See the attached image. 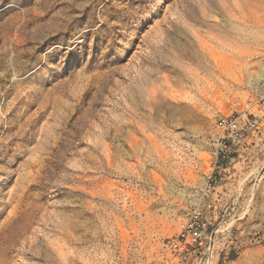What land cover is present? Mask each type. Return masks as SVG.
Returning <instances> with one entry per match:
<instances>
[{"label": "rangeland", "instance_id": "1", "mask_svg": "<svg viewBox=\"0 0 264 264\" xmlns=\"http://www.w3.org/2000/svg\"><path fill=\"white\" fill-rule=\"evenodd\" d=\"M263 99L264 0H0V264H264ZM233 113L260 130L209 180Z\"/></svg>", "mask_w": 264, "mask_h": 264}, {"label": "built area", "instance_id": "2", "mask_svg": "<svg viewBox=\"0 0 264 264\" xmlns=\"http://www.w3.org/2000/svg\"><path fill=\"white\" fill-rule=\"evenodd\" d=\"M264 105V99H263ZM261 117L255 113L223 115L215 121V160L213 175L223 170L246 145L252 134L260 130ZM207 219L201 211L189 213L179 233L163 240L164 247L175 257L192 261L211 252V237L207 232ZM203 257L200 258V263Z\"/></svg>", "mask_w": 264, "mask_h": 264}, {"label": "bare ground", "instance_id": "3", "mask_svg": "<svg viewBox=\"0 0 264 264\" xmlns=\"http://www.w3.org/2000/svg\"><path fill=\"white\" fill-rule=\"evenodd\" d=\"M208 44V43H207ZM230 46H232V45H230ZM223 47V46H222ZM225 48V47H224ZM233 48V47H232ZM235 48V47H234ZM229 49V48H228ZM228 49H226V51H228ZM224 50V49H223ZM217 53V52H216ZM210 54V53H209ZM221 54V53H220ZM229 55H231L230 53H229ZM221 56H223V55H220V56H218V57H214V59H212V60H214V64H215V66H214V69L213 70H217V72H222V66L224 65V64H226L227 63V61H228V56H223V57H221ZM232 56V55H231ZM235 56V55H234ZM208 60V59H207ZM237 61V60H236ZM224 67H225V65H224ZM207 68V67H206ZM213 73V72H212ZM171 83V82H170ZM169 87V86H168ZM172 91H173V89H172ZM175 94V93H174ZM163 97V96H162ZM224 107V106H223ZM227 109H229V108H227ZM227 109H226V113L228 112L227 111ZM225 110V109H224ZM223 110V111H224ZM230 110V109H229ZM225 112V111H224ZM32 155H33V153H32ZM37 155V154H36ZM31 156V155H30ZM34 156V155H33ZM40 159V158H39ZM34 160V159H33ZM41 162V161H40ZM36 164V163H35ZM34 176V175H33ZM21 177V176H20ZM33 178V177H32ZM25 181V180H24ZM27 181V180H26ZM24 186V185H23ZM14 189V188H13ZM11 192V191H10ZM13 193V192H12ZM11 198V197H10Z\"/></svg>", "mask_w": 264, "mask_h": 264}]
</instances>
